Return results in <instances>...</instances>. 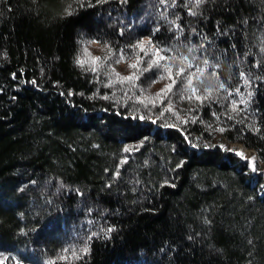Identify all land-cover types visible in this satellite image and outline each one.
<instances>
[{
	"label": "trees",
	"instance_id": "16d2710c",
	"mask_svg": "<svg viewBox=\"0 0 264 264\" xmlns=\"http://www.w3.org/2000/svg\"><path fill=\"white\" fill-rule=\"evenodd\" d=\"M182 57L215 99H179ZM230 145L264 165V0H0L4 264H264Z\"/></svg>",
	"mask_w": 264,
	"mask_h": 264
},
{
	"label": "snow or ice",
	"instance_id": "6c2138e0",
	"mask_svg": "<svg viewBox=\"0 0 264 264\" xmlns=\"http://www.w3.org/2000/svg\"><path fill=\"white\" fill-rule=\"evenodd\" d=\"M197 2L199 3L200 0H197ZM83 6L84 7H87V4H84ZM149 40L151 42V38H149ZM137 43L143 49V47H144L143 41H138ZM132 47H135V45H132ZM153 47L155 48V51H156L157 55H156V57L153 58L152 62H150V63L147 64V68L149 70L153 69L154 66L157 67V68H159L160 67V65H159V61L160 60H167V59H169L168 57L162 56L160 54L161 53V49L159 47H155V44H153ZM193 47H195V46H193ZM94 59L95 60H99L100 58L99 57H94ZM182 59L185 60V61H187V69H189V71H186V68L184 66H181V67H179L177 69L178 74H180L182 76V79H181V85H182V87L179 90L180 91L179 99L180 100L192 99L193 98L192 95H186V93H188L190 91L195 96V99L197 101H200L201 103H203L206 98L211 97V93L213 91V88L211 86H209V87H207L205 89V91L208 93V97H205L204 95L200 94V89L193 82L194 81V78H195V74L190 71V69L193 67L192 62L190 60H188V57H182ZM78 63H81L82 64L83 62L82 61H78ZM205 65H207V61H205ZM131 67L132 68H138L139 67V64L136 63V62H133L131 64ZM217 67H219V65H217ZM163 68H164L165 72L168 74V77L170 78V83H168L165 86V89H167L170 92V91H172V89L176 85L177 80H176V78H175V76L173 74L172 65H170V64H164L163 65ZM96 70H97L96 68H93L92 69V71H96ZM198 71L200 73H203L204 69H198ZM116 75L121 80L127 81V80L133 79V75L134 74H130L128 76H121L120 73L117 72ZM213 75H217V74L216 73H213ZM152 82L154 83L155 81L153 80ZM201 83H203V81H201ZM149 87H150V85H149ZM226 87H227V85L224 82H222V81L219 82V88L220 89H224ZM165 89H161V91H164ZM142 91H143V89H142ZM211 98L215 99V97H211ZM137 99H139V97H137ZM154 103H155V101H153V104ZM169 109H171V105H169ZM177 115H178V113H177ZM140 118L141 119H145V117H140ZM147 119H151V117H147ZM220 131L223 132L224 129L221 128ZM206 146L211 147V145H206ZM220 147H223L226 150H228L226 145H220ZM231 151H234L237 154H239L241 156H244V152H243L242 149H231ZM245 159H252V160H254L255 157H247V156H245ZM177 166L179 167L180 165L178 164ZM253 168L255 170V165H253ZM117 175H119V173H117ZM77 192H79V190H77ZM111 230H112L111 228L108 229L109 232ZM83 251L85 253H87L88 252V247L85 246L84 249H83ZM0 264H4V262L3 261H0Z\"/></svg>",
	"mask_w": 264,
	"mask_h": 264
},
{
	"label": "rangeland",
	"instance_id": "374dc122",
	"mask_svg": "<svg viewBox=\"0 0 264 264\" xmlns=\"http://www.w3.org/2000/svg\"><path fill=\"white\" fill-rule=\"evenodd\" d=\"M91 50H93L95 52V48H90ZM95 55V54H94ZM228 148L231 150V149H241L243 148L241 145H230L228 146ZM244 149V148H243ZM244 156H241L239 154H237L236 152H234L235 154H237L238 156H240L242 158V160L248 164V167L252 170V171H255L256 173L260 174L262 176V178L264 179V173H263V170H264V165L260 166L259 169L256 168V157L254 160H250V159H245V156H247L246 154L251 152L249 150L246 151V149L244 150ZM249 151V152H248ZM254 153V152H253ZM253 165H255V170L253 168ZM1 261V260H0Z\"/></svg>",
	"mask_w": 264,
	"mask_h": 264
},
{
	"label": "bare ground",
	"instance_id": "6f19581e",
	"mask_svg": "<svg viewBox=\"0 0 264 264\" xmlns=\"http://www.w3.org/2000/svg\"><path fill=\"white\" fill-rule=\"evenodd\" d=\"M242 150H243V152H245L244 150L245 149H243V148H241ZM247 151V150H246ZM249 152V151H248ZM247 155V157H255V154L251 151V152H249V153H247L246 154ZM251 160V159H250ZM263 173H264V170H263Z\"/></svg>",
	"mask_w": 264,
	"mask_h": 264
}]
</instances>
